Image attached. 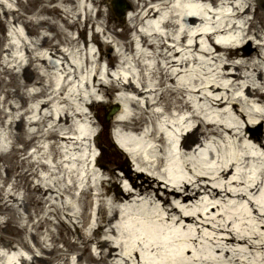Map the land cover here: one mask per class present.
Returning <instances> with one entry per match:
<instances>
[{
  "label": "bare ground",
  "instance_id": "obj_1",
  "mask_svg": "<svg viewBox=\"0 0 264 264\" xmlns=\"http://www.w3.org/2000/svg\"><path fill=\"white\" fill-rule=\"evenodd\" d=\"M130 1L127 27L120 33L101 28L107 39L100 42L94 29L91 40L81 37L86 25H80V17L92 28L100 27L98 16L110 17L101 8L108 5L106 0H16L14 7L0 0V30L13 27L0 35V55L7 56L0 57V85L1 74L9 76L0 88V214L6 212L0 219L1 264H120L116 258L132 264L134 256L137 264L264 262V239L252 215L264 222V156L255 146L264 143L245 131L258 117L264 118L256 107L264 101V56L258 45L245 48L248 35L258 38L264 22L256 27L251 20L246 29H254L236 35L244 28L241 18L248 6L234 5L224 15L203 5L234 0H201V5L193 0ZM93 7L97 18L92 17ZM23 12H31L30 17ZM206 12L218 19L205 18ZM256 13L264 19V13ZM201 34L210 49L195 40ZM112 44L122 58L117 66L118 52H108ZM196 48L219 62L218 71L214 67L203 72L215 71L212 78L194 70V63L207 68L211 62L193 54ZM256 55L261 64L254 62ZM115 66L120 70L112 73ZM112 91L118 93L114 115L119 135L140 170L137 182L128 167L123 168L132 189L115 183L112 168L111 176L103 179L99 163L89 160L87 141L96 120L82 107L87 99ZM235 114L248 118L245 129ZM230 174L233 179L227 184ZM93 191L94 227L86 212ZM63 197L68 199L58 207L54 200ZM211 203L221 211L209 217ZM50 207L59 232L46 227L41 240L38 228L50 221ZM60 214L91 231L68 230ZM3 226L8 234L2 233ZM103 228L105 237H97ZM109 233L116 241L106 236ZM67 234L77 237L71 241ZM29 240L39 254L33 253ZM46 240L50 246L43 245ZM90 243L96 244L94 254ZM76 250L77 258L70 261Z\"/></svg>",
  "mask_w": 264,
  "mask_h": 264
},
{
  "label": "rangeland",
  "instance_id": "obj_2",
  "mask_svg": "<svg viewBox=\"0 0 264 264\" xmlns=\"http://www.w3.org/2000/svg\"><path fill=\"white\" fill-rule=\"evenodd\" d=\"M5 1V3H6V6L7 7H14V6H16V0H9V1H6V0H4ZM128 3H130L131 4V6H132V8H133V4H132V2L130 1V0H126ZM20 2L22 3V4H27L28 2H29V0H20ZM110 0H106V3L108 4V5H105V4H103L102 6H101V8L104 10V14H106V12L107 13H109L110 14V17H106V15H102V16H98V20L101 22V26L100 27H98L99 29H101V28H104L105 26H108V27H110L111 29H113L115 32H123L124 31V29H125V27H127V25H128V23H127V21L125 20V19H122V20H119V19H117V18H115V14L113 13V11L110 9V6H111V4H110ZM243 5V6H248V9L246 10V13L244 14V17L243 18H241V22L243 23V27L244 28H246V26H247V24H248V22L249 21H253L254 22V26H260L261 25V23L262 22H264V19H261L259 16H257V11H260V12H262V13H264V0H234L233 2H232V4L231 3H225V4H221V3H218V6H215L216 7V9L215 10H217L218 12H221L222 14H227V13H229L230 11H231V9L233 8V6L234 5ZM28 6H30L29 4H28ZM205 6L206 7H211L212 5H211V3L209 2V3H206L205 4ZM107 8H108V10H107ZM131 9V8H130ZM24 13V12H23ZM31 12H25L24 14L26 15V16H29L30 17V14ZM92 14V16H93V12L91 13ZM226 17V19H229L230 17L229 16H225ZM81 18V22H80V25L82 26L83 25V17L81 16L80 17ZM208 18L210 19V18H212L211 17V15H208ZM86 24V27H85V31L87 32V30H88V24H89V22H85ZM196 27L197 28H199V23L197 22L196 24ZM207 26H210V25H207ZM7 29H5V27H2V29L0 30V35H3V36H5V35H7L8 33H11V31L13 30V27H6ZM244 28H241V29H243V30H238V31H236V35H241L242 33H245V32H247V30L248 31H252L253 29H254V27H250V29H244ZM121 30V31H120ZM85 31H83L82 33H80L81 34V37L83 38L84 37V35H85ZM118 33V34H119ZM129 33V32H128ZM248 37L250 38V39H248V42L245 40V48L248 50L249 49V47H251V48H254L256 45H258V49H259V51H260V54H262V56H264V30H262L261 32H260V36L258 37V38H254V37H251V34H249L248 35ZM98 38H99V40H101V38H100V35H98ZM195 40H197L198 42H202V43H204V45H205V47H207L208 49H210L211 48V44H209V42H208V40H207V37L204 35V34H201V35H199L198 37H196L195 38ZM101 42V41H100ZM3 46V45H2ZM113 48L114 47H112V49L110 48L109 49V54H111V55H113L114 54V52H113ZM197 48L198 49H200V44L197 46ZM197 48H196V50H193L192 51V53L193 54H195V55H197V54H201V56L206 60V61H209V60H211V59H209V57L207 56V55H205V54H203V53H200V51L199 50H197ZM0 57L2 58V57H4L5 59H7V56H6V53H2L1 55H0ZM0 58V59H1ZM1 61V60H0ZM237 61V60H236ZM114 62L116 63V59L114 60ZM254 62H258L259 64H261V56H257L256 55V57L254 58ZM219 64V62H217V61H214V60H211V62H210V64H208L207 65V68L205 67V68H201L200 67V65H199V63H194V70L195 69H199V73L201 74V75H203V76H205L206 78H212L213 76H215V71H218L219 69H218V67H216L217 65ZM206 66V65H205ZM29 68H30V71H31V68H33V65H30V66H28ZM214 67H216V69H215V71H211L210 73H206L205 75L203 74V72L204 71H208L209 69H214ZM0 69H2V66L0 65ZM115 70V69H114ZM24 72H27V70H24ZM32 74H33V76L35 77L36 75H35V73H33L32 72ZM1 79H2V82H1V85H0V88L3 86V84H4V82H6V81H8L9 80V76H8V74H5L4 72H3V74H1ZM34 77H32V78H34ZM76 85H77V82H76ZM72 87H73V85H72ZM11 88H13V87H11ZM219 94H223V91L221 90V91H219L218 92ZM98 98H102L103 99V101L104 102H93V105H92V107H93V111L92 112H94L98 117H102L103 115H102V111H100V109H102V108H104V110L106 111V113H108L107 114V116H106V118L107 119H109L110 120V123L112 122V116H113V114L115 113V111L117 110V108H118V105H117V101L115 100V99H110V98H108L106 95H102V94H100L99 96H98ZM0 106H1V104H0ZM225 107H228L229 108V106H225ZM256 107H257V109L259 110V112H261V114H263L264 113V101H262V102H256ZM4 110H7V108H5L4 107ZM235 116H236V118H237V121H238V124L240 125V126H242V127H244V125H245V122L244 121H248V118L245 116L244 117V120H243V118L242 117H240L239 115H237V114H235ZM257 117V116H256ZM262 120V121H261ZM256 122L255 123H253V124H250L249 126H248V128L246 129V131H247V133H249V132H253L254 134H256V135H259V137H260V140L262 141V143H264V118H263V116L262 117H258L256 120H255ZM261 121V122H260ZM97 126H98V124H97ZM97 126L95 127V129L97 128ZM260 134H262V135H260ZM8 140V139H7ZM30 145H31V143L28 145V147L27 148H29L30 147ZM255 145V144H254ZM19 146H21V144H19ZM256 147H257V150H258V153L263 157L264 156V147H258L257 145H255ZM94 152H96V150H94ZM239 153H241L242 152V150L241 149H239V151H238ZM3 158V157H2ZM127 163H128V167H130V173L132 174V175H134L135 173H134V171L131 169V165H130V162H129V160L127 161ZM123 166V165H126V164H124V163H121L120 164V166ZM242 167V166H241ZM105 169H103V177L104 178H106V177H109V176H111L110 175V171H109V169L110 168H112L115 172V174H116V177L114 178L115 179V183L117 184V185H119L120 187L121 186H125L126 185V181H123V182H121L120 180H119V178H118V174H117V170L116 169H114V168H116L115 167V165H112V164H109V165H107L106 167H104ZM1 172H3V171H1ZM15 173V172H14ZM39 174H40V172H38ZM11 175V174H10ZM140 178V177H139ZM138 178V179H139ZM37 178H35L34 177V180H36ZM136 179H137V177H136ZM137 179V182H140V180H141V178L138 180ZM233 179V174H230L228 177H227V179L225 180V183H227V184H229L230 182H231V180ZM161 186H163V184H161L160 183V188H161ZM237 185L235 184V183H233L232 184V187H236ZM20 195H21V193H19ZM229 198V197H228ZM68 199V197H63L62 199H56V200H54V202H55V204L58 206V207H60V206H62V204H63V202H65V200H67ZM96 199V196H92V195H90V196H88L87 197V200L88 201H90L91 202V200H95ZM242 203L247 207V208H249L250 206H249V204H248V201L246 200V199H242ZM214 204L213 203H211L210 205H209V208L211 209L212 208V206H213ZM45 208L47 209V203H45L44 204V206H43V210H45ZM88 208H89V204H88ZM50 209H52L51 210V213L48 215V219L50 220L48 223H46L45 224V226H43V227H39L38 229H39V237L41 238V240H43V239H45L46 238V231H45V229H46V227H48L51 231H53L54 233H57V230H58V232H59V223H58V218L56 217L57 215H56V213H55V211L53 210V208L52 207H50ZM88 210H90V208L88 209ZM32 211H33V208H32ZM221 210H218V208H215L214 206H213V209H212V211L210 210V213H209V217H212V216H214V215H216L218 212H220ZM6 212H4L3 214H0V219H3V217H4V214H5ZM94 213V212H93ZM95 214V213H94ZM252 215H253V223H254V225H255V227H256V229L258 230V232L260 233V238L261 239H264V222H263V218L262 219H260V217L258 216V215H254L253 213H252ZM34 216H35V214H34ZM233 215H227L226 217H224V218H219V220H225V219H227V217H232ZM35 218V220H36V216L34 217ZM59 218L63 221V222H65L66 224H67V226H68V230H74L75 228H78V229H80L81 231L80 232H84V233H89L91 230H90V228H87V226L84 228L83 226H82V224L81 223H79V222H77V220L74 218V217H71V218H67L65 215H63V214H60L59 215ZM92 222H93V220H92ZM14 224H16L18 227H20L19 226V224H18V222L17 221H14L13 222ZM94 225V224H93ZM198 226H199V224H198ZM3 231H2V233H4V235H5V233L6 234H8V229H5V226H3ZM105 230H107V228H103V230H101L98 234L96 233V236L97 237H99V238H103V237H105V235L103 234V231H105ZM203 230H205V231H208V232H211L212 231V229L211 228H209V227H204V229ZM65 231H67V229H65ZM64 230H63V232H65ZM102 232V233H101ZM95 236V235H94ZM107 237H109V238H111V239H113L114 241H116V238H117V236H115L114 234H107L106 235ZM15 237V235H13V238ZM67 237H68V239L69 240H71V241H73L76 237H77V235H70V234H67ZM29 242V244L32 246V250H33V253L34 254H39L40 252H39V250H38V247L32 242V241H28ZM136 243V241H134V244ZM47 244V246H50V244H49V241H45L44 243H43V245H46ZM56 245L57 246H59L60 248H62V247H64L63 246V243L61 242V241H56ZM80 246H82V244H80ZM90 247H91V252L94 254L95 253V249H96V244L95 243H90ZM242 247H246V245L245 244H243L242 245ZM77 251H79V250H76L75 252H72L71 254H70V261H74L76 258H77ZM22 253H24V254H26V255H28V256H30V254L29 253H25V252H23V251H21ZM256 255H257V253H256ZM86 257V255H83L81 258H80V261H81V263L83 262L84 263V258ZM247 258L250 260V261H255L256 259H254V257L253 256H251V255H248L247 256ZM116 261H118V262H120V264H123L124 263V260L122 259V258H116L115 259ZM130 260H131V263L132 264H137V259L135 258V256L134 257H130ZM258 263L259 264H264V262L262 261H258Z\"/></svg>",
  "mask_w": 264,
  "mask_h": 264
},
{
  "label": "trees",
  "instance_id": "obj_3",
  "mask_svg": "<svg viewBox=\"0 0 264 264\" xmlns=\"http://www.w3.org/2000/svg\"><path fill=\"white\" fill-rule=\"evenodd\" d=\"M106 158H108V157H106Z\"/></svg>",
  "mask_w": 264,
  "mask_h": 264
}]
</instances>
